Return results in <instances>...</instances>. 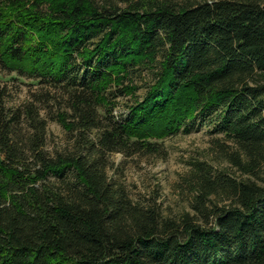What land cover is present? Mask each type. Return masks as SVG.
Wrapping results in <instances>:
<instances>
[{
    "label": "trees",
    "instance_id": "1",
    "mask_svg": "<svg viewBox=\"0 0 264 264\" xmlns=\"http://www.w3.org/2000/svg\"><path fill=\"white\" fill-rule=\"evenodd\" d=\"M201 127L248 176L191 162L190 212L108 176ZM263 162L264 0H0V264H264Z\"/></svg>",
    "mask_w": 264,
    "mask_h": 264
},
{
    "label": "rangeland",
    "instance_id": "2",
    "mask_svg": "<svg viewBox=\"0 0 264 264\" xmlns=\"http://www.w3.org/2000/svg\"><path fill=\"white\" fill-rule=\"evenodd\" d=\"M8 81V90L14 104H19L37 87ZM120 108V106H119ZM118 109L115 110L117 112ZM48 150L62 148L67 144V135L62 127L54 121L47 123ZM224 140L221 135H211L205 127L189 134L178 132L158 141L163 155L121 153L111 155V168L108 176L122 183L133 200L155 198L163 214L170 217L182 212H190L194 193L189 181L193 170L191 162L201 161L212 166L216 172H225L235 178L248 175L236 170L223 156L220 145ZM228 145V143L226 144ZM229 146V145H228ZM255 181L264 183V162L256 171Z\"/></svg>",
    "mask_w": 264,
    "mask_h": 264
}]
</instances>
